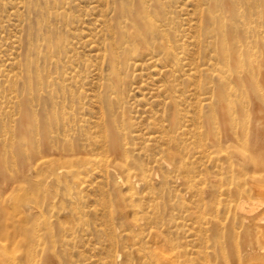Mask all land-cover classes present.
Returning <instances> with one entry per match:
<instances>
[{"label": "bare ground", "instance_id": "bare-ground-1", "mask_svg": "<svg viewBox=\"0 0 264 264\" xmlns=\"http://www.w3.org/2000/svg\"><path fill=\"white\" fill-rule=\"evenodd\" d=\"M57 1L53 11L49 4L56 1L27 5L40 15L33 21L39 28V59L26 55L20 69L24 75L7 76L12 88L21 84L30 97L21 96L13 166L4 156L0 160L4 179L19 183L26 175L35 176L41 185L30 191L51 184L57 190L39 206L35 232L38 246L42 232L41 252L55 242L57 226L71 230L61 218L73 222L87 212L82 190L93 183L88 177L99 176L107 180L111 201V217L103 225L117 232L107 238L111 248L125 244L127 232L138 226L141 233L148 231L142 247L163 257L156 262L139 258L137 264H264V0H203V8L198 2L193 12L203 23L194 25L193 36L178 17L177 0H92L94 6L91 0ZM83 1L98 16L94 22L74 16ZM79 49L87 54L80 55ZM90 60L96 62L91 66L97 78L88 90L82 75ZM137 69L155 71L149 77L155 99L142 110L130 94ZM17 96L12 97L20 101ZM206 166L230 183L216 188L205 181L197 187L200 176L210 175ZM171 184L182 186L184 195L199 196V206L205 197L224 195V208L210 216L198 214L199 206L173 201ZM143 199L151 203L146 206ZM139 214L144 223L137 222ZM216 235L224 243L213 241L208 248ZM115 251L111 257L120 256ZM194 252L203 262L189 263ZM48 254L31 264H58L56 251ZM181 258L186 260L177 262ZM130 262L127 257L122 264Z\"/></svg>", "mask_w": 264, "mask_h": 264}, {"label": "rangeland", "instance_id": "rangeland-1", "mask_svg": "<svg viewBox=\"0 0 264 264\" xmlns=\"http://www.w3.org/2000/svg\"><path fill=\"white\" fill-rule=\"evenodd\" d=\"M51 1L57 2V5H53L52 2L49 4L50 10L53 11V9L54 10L57 9V6H59V3L57 0H51ZM258 1L261 4L262 0H258ZM84 2H86V1H83V3H81V5L77 8V10L78 11L81 10V12L77 13V11H75L76 14L74 16L77 15V17H78L80 15L82 19L86 20L85 18H87V21L94 22L95 18L96 17L98 18V16H96L94 14V12H92V13L88 12L89 7L86 6L84 4ZM198 2L202 4L201 7L203 8L205 5V1H203V0H196V1L195 0H185V1L177 0V4H176V7H178L177 9L179 11L178 17H180L182 19L184 29L187 30L186 32L190 36L195 35L194 31L196 29H195L194 25H197V24L199 25V24L203 23V17H200V15L198 13L193 12L195 10V8H196L195 6L197 5ZM29 4H32V0H22V1L21 0L20 1L19 0H0V24H1L0 25V54L2 53L0 55V66H1L0 67L1 68L0 69V75H1L0 77H2V78H0V87H1L0 88V91H1L0 92V112H1L0 113V147H1L0 148V160H1V158L3 159L5 157V159L7 161H10V166H13V163L11 162V160H13V157H14V153H13L15 151L14 147L16 148L17 143H18V141H17L18 136L15 135V132L18 130L20 123L22 121V118H20L21 117L20 114L18 115L19 110L22 107V102H23V98L21 99V96L24 95V97L29 98L30 97V94H29L30 91L28 88H24L21 84L17 88H14V87L12 88V86H10L11 82L7 78L9 76L10 77H12V76L13 77L14 76L20 77V75H22V76L24 75L23 71L20 69H23L22 65H25V63H26V61H25L26 55L29 54L34 59H39V53H36V51L38 52L37 47L39 46V42H40L39 37H38L39 28L35 24V22L33 23V21L35 18L38 19V17L40 19V15H38V17H37V15L35 14V12L33 10L28 9L27 5H29ZM90 5L91 6L97 5V2L95 3L94 1L91 0ZM176 7L174 8V10L176 9ZM14 8H15V10H14ZM190 8H191V10H190ZM103 9H105V8H103ZM11 12L13 13V15H11L12 14ZM3 15H5L6 17ZM184 16H185V18H184ZM2 18L4 20H2ZM197 18H199L200 20ZM196 20H199L200 23H197ZM19 21L22 22V24L24 22L25 23L22 25ZM5 24H6V26H5ZM10 28H12V29H10ZM7 34H9V35H7ZM34 35H36V36H34ZM85 39L86 38H84V40ZM8 40H9V42H8ZM190 48H191V46H190ZM4 52H6V53H4ZM78 52L80 53V55L87 54V50L83 51L84 54L81 53L82 50H80V49L78 50ZM15 56L20 61L17 58H15ZM19 62H21V63H19ZM94 63H96L95 60H90V62L88 63L89 71L84 72V75H82V79L87 77L85 79V83L87 86L86 88L88 90L91 88L90 87L91 85L90 86H88V85L91 82H96V78H97L96 77L97 72H95L96 71L95 68L93 66H91ZM12 67H13V69H12ZM83 69H84V67L81 70H83ZM13 70H14V72H13ZM4 71L7 73H5ZM8 71H11V72H8ZM135 71H133V82H132L135 84V85L133 84V88H135V91L130 92L131 101H132V103H135V105L136 104L140 105V106L136 105L137 110H140V109L142 110V109H144V107L147 105L148 102H151L152 100L155 99V97L151 96V94H152L151 92H153L151 90H152V88L153 89L155 88V85L149 84V82H150L149 77L152 76L153 74H155V71H149L146 69H144L143 71H141L140 69H137ZM11 73H12V75H11ZM93 73H95V74H93ZM6 81H7V83H6ZM259 83H260V85H262L261 79H260ZM156 85L158 86L159 84H156ZM142 88H144V89H142ZM150 88H151V90H150ZM6 91H7V93L10 91L12 95L10 94V92H9V94H7ZM94 91H96V90H94ZM87 93L89 94V92H87ZM154 93L155 92H153V94ZM34 94H36V90H35ZM13 95H15V96L18 95L19 97L18 96L17 97H18V99L20 98V101H17V98L14 99L12 97ZM200 96L202 97V99L206 98L207 97L206 91H203ZM161 98H159V99H161ZM7 100L10 102H8ZM135 100H137L138 103L135 102ZM15 101H16V103H15ZM12 102H14V103H12ZM11 108H14L15 111H14V109H11ZM2 110L4 113L2 112ZM34 110H37V107H34ZM205 111H206V108H205ZM255 111H257L256 114H258V112L260 110L255 109ZM14 115H15V118H14ZM5 119H6V121H5ZM3 123H5V124H3ZM9 126L10 127L12 126V127L10 129H7V127H9ZM5 128L7 129L6 134H5L6 131H3V130H5ZM13 128H15V129L13 130ZM11 129H12V132H11ZM9 132H10V134H9ZM3 134H5V137H3ZM21 146H22V148L24 147V145L22 143H21ZM5 147H6V149H4ZM17 149L18 148H16V150ZM8 153H9V156H8ZM195 165H198L199 166L198 169H200L201 164L196 163ZM205 165L206 164L203 163V165L201 166L202 170L205 169ZM206 167H207V170L210 173V175H206L207 177L200 176L198 178L197 187L201 188L206 183V185L208 184V186L210 184H214L215 187L218 188V187H221L222 185H225L226 183H230L229 181H227V178L225 176H214L215 175V174H213L214 171L210 167H208V166H206ZM27 177H29V178L27 179ZM31 178H33V179H31ZM0 179H2V180H0L1 181L0 186L2 184L5 185V186L4 185L1 186L3 188L0 187V191L2 190L0 192V198H1L0 199V203H1L0 204V262H1V264H19V263L20 264H31V263H35L34 259H41L43 257H47L49 255L48 253H53L55 251H56V254L58 256V260H60V261H58V264H67V263L68 264H122L124 261H126L127 257H129L131 259V262H130L131 264H137V263H141V261H142V260L139 261L140 260L139 258H141V259L146 258L147 262L152 261V260L154 262H156V260H155L156 258H163V257H158V256L155 257L154 253L152 251H150L149 249L148 250L146 249V246L142 247L143 243L147 242V240H148V236H147L148 231L145 230L144 232L141 233V227H138V226L133 228L131 231L127 232L129 235L123 240L125 242V244H123V242H122V246L119 245L118 248L114 247L115 250H117V249L120 250V256L111 257V254H110L111 251H114V252H116V251L114 250V248H111V245L108 242L109 239H107V238H112V239L115 238L117 236V232L114 229H113L114 230L113 231L112 229H109V227L103 225L104 220H106L107 218L109 219L111 217L109 214V211L111 210V201L108 197L109 189L106 186L107 180L104 178H101L99 176L88 177L87 178L88 181H91L93 183L92 184L87 183L82 190V194L85 197V209L84 210H86L87 212H85L80 218L75 219V221H73V222L70 219H66L65 217L61 218L60 223L68 226L69 228H71V230H69V232L68 231L66 232L62 228L60 229L57 226V230L59 229L57 231V235H56L57 240L55 239V242H52V243L50 242L47 245H44V249L41 252V248H42V243H41L42 237H41V235H42V232H41V230L39 231V235L41 238L40 246L37 245V241H39V238L37 235L38 232H35L36 231V224H37L36 220L40 221L39 220L40 218L38 219V217H40L39 206L43 202L44 196L46 198L48 197L47 199H50L51 196L56 195L57 190L54 189V186H52L53 184H51V185H49V188H46L44 190H43V188H41L40 190L30 191V187H33L35 189L36 187H39L38 185H41L38 183V179L35 176H27L26 175L25 178L23 180H20L19 183L15 182V181H14L15 183H13V182H11L13 180L10 181L8 177H6L4 179L1 175H0ZM96 180L100 181V183L98 184ZM3 181H4V183H3ZM9 181H10V183H9ZM25 183H28L29 185L25 184ZM18 184H22L23 186H25V188L19 189ZM90 184L93 186V188H91L92 186ZM7 185L9 186V189H7L8 188ZM10 185L11 186L13 185V186L10 188ZM6 186H7V188H6ZM96 186L98 187V189ZM180 188H181V190H180ZM5 189H7V190H5ZM3 191L5 194L3 193ZM54 191H56V192H54ZM168 191H170L171 197L174 198L173 201L179 202V205H180V203H183V205H185L186 207H188V206H195V207L199 206L198 205V203H199L198 199L200 197L197 196L195 198H192L193 196L190 194L184 195L185 189L180 185L171 184L170 189H168ZM43 192L45 194H43ZM2 194H3V196H2ZM179 194H180V196H179ZM177 195H178V197H177ZM188 197H190V198H188ZM217 198H218V201H217ZM108 199H109V201H108ZM191 200H193V201H191ZM157 201L158 200H156L155 202H157ZM204 201H205L204 203L200 202L201 206H199L198 207L199 209H196V210H201V211L200 212L198 211L197 213L204 215V211H206L207 212L206 216H210L209 215L210 212L218 213V212L223 210V208H224L223 202L225 201V196L217 193V195L215 197H213V196L205 197ZM193 202L195 205L193 204ZM141 203H143L147 206L148 204L151 203V201L148 199L144 200V201L141 200ZM104 204L106 205L105 210H103ZM24 205L27 206V207H25L26 210L24 209ZM28 205H30L31 207H28ZM179 207L176 208L177 209L176 213L178 212ZM33 209H34V211H33ZM208 209H209V211H208ZM102 210H103V212H102ZM19 211H21L22 213ZM16 214H18V215L16 216ZM31 214H33V215H31ZM37 214H38V216H37ZM263 214H264V212H263ZM11 216H13L14 219ZM30 217H32V219H30ZM138 217L139 218H138L137 222L138 223H144L143 216L141 214H139ZM102 218H103V220H102ZM134 218H132V216H130L131 220H134ZM141 219H142V221H141ZM16 221H17V223H16ZM16 225H18V226H16ZM86 227H88V229ZM106 228H108V229H106ZM103 229H104V231H103ZM106 230H108V231H106ZM94 232H95V234H94ZM102 232H103V234H102ZM111 232H112V234H111ZM14 233H15V235H14ZM20 233H22V234H20ZM99 233H100V236L98 235ZM104 234H106V235H104ZM143 235H144V237H143ZM135 237L138 240H136ZM220 237L218 238L216 235L214 237V240L210 239L211 241L208 243L207 247L208 248L211 247L213 245L212 244L213 241H215V243L219 242V241L223 242L224 240L221 239L223 237H221V238ZM32 242H34V244H30ZM240 242H241V240H239V243ZM22 243H24V244H22ZM53 243L55 244V248H54ZM236 243H237V241H235V244ZM3 245L5 246V248ZM49 245H51V246H49ZM146 245H148V244H146ZM188 249L191 251H196V248H194L191 245H189ZM78 251L80 253H78ZM46 254H48V255L46 256ZM163 256L167 257L168 255L163 253ZM190 257L191 258L188 259L189 263H191L190 260L194 261L195 263L203 262V258H200L196 254V252H194V254H192ZM194 257H198V258H194ZM233 258L234 257H229V259H233ZM30 260H32V261H30ZM112 260H113V262H111ZM184 260H186V259L181 258V259L177 260V262H182Z\"/></svg>", "mask_w": 264, "mask_h": 264}]
</instances>
